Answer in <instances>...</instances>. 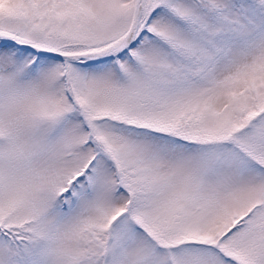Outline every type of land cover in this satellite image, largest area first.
I'll use <instances>...</instances> for the list:
<instances>
[{
	"label": "snow or ice",
	"instance_id": "obj_1",
	"mask_svg": "<svg viewBox=\"0 0 264 264\" xmlns=\"http://www.w3.org/2000/svg\"><path fill=\"white\" fill-rule=\"evenodd\" d=\"M0 264H264V0H0Z\"/></svg>",
	"mask_w": 264,
	"mask_h": 264
}]
</instances>
